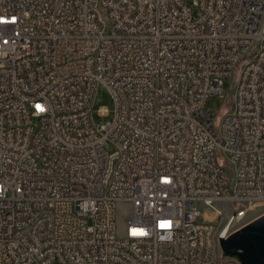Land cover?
I'll use <instances>...</instances> for the list:
<instances>
[{"label": "built area", "instance_id": "built-area-1", "mask_svg": "<svg viewBox=\"0 0 264 264\" xmlns=\"http://www.w3.org/2000/svg\"><path fill=\"white\" fill-rule=\"evenodd\" d=\"M261 207L264 0H0V264H240Z\"/></svg>", "mask_w": 264, "mask_h": 264}, {"label": "water", "instance_id": "water-1", "mask_svg": "<svg viewBox=\"0 0 264 264\" xmlns=\"http://www.w3.org/2000/svg\"><path fill=\"white\" fill-rule=\"evenodd\" d=\"M222 256L236 259L240 264H264V213L220 238Z\"/></svg>", "mask_w": 264, "mask_h": 264}, {"label": "rangeland", "instance_id": "rangeland-1", "mask_svg": "<svg viewBox=\"0 0 264 264\" xmlns=\"http://www.w3.org/2000/svg\"><path fill=\"white\" fill-rule=\"evenodd\" d=\"M224 87L228 89V93L229 95H231V92L233 91V85L229 79L224 80ZM228 98L229 96L227 95L225 97H218L212 95L208 100V106L217 113L222 114L230 102V99ZM101 106L107 107L108 112L106 114L100 113L99 108ZM92 107L93 109L91 112V119L95 126L100 127L102 124H107L113 120L115 114L114 100L107 86H105L102 83L98 84L96 88ZM113 149L114 147L110 146L108 148V151H112ZM219 206L224 208L226 207V204L220 203ZM127 213H128V204L120 203L116 208V220L119 231H122L123 228L125 227ZM263 213H264V207H261L260 209H258L256 213H254L253 216L256 218Z\"/></svg>", "mask_w": 264, "mask_h": 264}, {"label": "snow or ice", "instance_id": "snow-or-ice-1", "mask_svg": "<svg viewBox=\"0 0 264 264\" xmlns=\"http://www.w3.org/2000/svg\"><path fill=\"white\" fill-rule=\"evenodd\" d=\"M40 110L42 111L43 109L41 108Z\"/></svg>", "mask_w": 264, "mask_h": 264}, {"label": "trees", "instance_id": "trees-1", "mask_svg": "<svg viewBox=\"0 0 264 264\" xmlns=\"http://www.w3.org/2000/svg\"><path fill=\"white\" fill-rule=\"evenodd\" d=\"M229 99V98H228Z\"/></svg>", "mask_w": 264, "mask_h": 264}]
</instances>
